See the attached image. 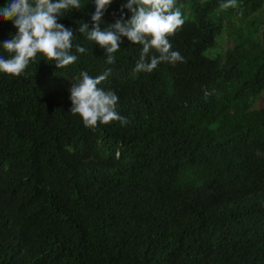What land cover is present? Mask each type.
<instances>
[{
  "label": "trees",
  "instance_id": "obj_1",
  "mask_svg": "<svg viewBox=\"0 0 264 264\" xmlns=\"http://www.w3.org/2000/svg\"><path fill=\"white\" fill-rule=\"evenodd\" d=\"M80 2L58 19L74 32L92 27L94 0ZM224 2L176 0L184 62L150 73L133 74L141 45L122 38L107 64L78 31L72 65L37 54L0 73V264H264V0ZM17 31L0 20V46ZM109 69L98 87L129 123L86 127L69 89Z\"/></svg>",
  "mask_w": 264,
  "mask_h": 264
},
{
  "label": "clouds",
  "instance_id": "obj_2",
  "mask_svg": "<svg viewBox=\"0 0 264 264\" xmlns=\"http://www.w3.org/2000/svg\"><path fill=\"white\" fill-rule=\"evenodd\" d=\"M112 2L94 0L91 30L88 23L81 20L77 22L75 31L104 49L107 64L115 62L113 54L121 48L122 38H127L132 45L142 46L133 74L150 73L162 62H184L180 52L172 50L168 39L185 23L182 12L175 7L176 0H127L121 6L119 19L102 31V17ZM236 7L237 0H225L220 5L221 9ZM80 8V0H9L0 8V20L11 21L18 31L0 46L9 54V58L0 55V73L22 75L37 54L53 61L57 69L76 62L78 57L71 51L75 32L58 23V19L62 13ZM124 9L131 13L130 19H125ZM153 49L159 53L158 56L150 54ZM75 51L83 54L86 48L78 44ZM110 72L111 69L92 77L87 71H82L69 89L72 104L70 113L79 115L86 127L95 128L98 123L109 124L113 121L120 122L122 126L129 123L117 111L119 98L116 93L98 87Z\"/></svg>",
  "mask_w": 264,
  "mask_h": 264
},
{
  "label": "rangeland",
  "instance_id": "obj_3",
  "mask_svg": "<svg viewBox=\"0 0 264 264\" xmlns=\"http://www.w3.org/2000/svg\"><path fill=\"white\" fill-rule=\"evenodd\" d=\"M256 19H258V20H262L263 18H264V11L262 12V13H260V14H256ZM263 29H264V26H261V28H260V30H259V32L258 33H260L261 35H262V31H263ZM224 46L225 47H227V45H229V42L227 41V40H225L224 41Z\"/></svg>",
  "mask_w": 264,
  "mask_h": 264
}]
</instances>
